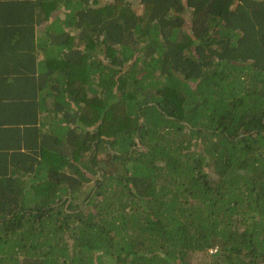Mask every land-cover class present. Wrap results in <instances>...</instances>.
I'll use <instances>...</instances> for the list:
<instances>
[{
	"label": "trees",
	"instance_id": "16d2710c",
	"mask_svg": "<svg viewBox=\"0 0 264 264\" xmlns=\"http://www.w3.org/2000/svg\"><path fill=\"white\" fill-rule=\"evenodd\" d=\"M0 264H264V0H0Z\"/></svg>",
	"mask_w": 264,
	"mask_h": 264
},
{
	"label": "rangeland",
	"instance_id": "374dc122",
	"mask_svg": "<svg viewBox=\"0 0 264 264\" xmlns=\"http://www.w3.org/2000/svg\"><path fill=\"white\" fill-rule=\"evenodd\" d=\"M100 2H103V3H105V2H107V1H111V0H99ZM153 108H155V107H153ZM151 109V108H150Z\"/></svg>",
	"mask_w": 264,
	"mask_h": 264
},
{
	"label": "crops",
	"instance_id": "0c3cea01",
	"mask_svg": "<svg viewBox=\"0 0 264 264\" xmlns=\"http://www.w3.org/2000/svg\"><path fill=\"white\" fill-rule=\"evenodd\" d=\"M42 56H43V55H42ZM42 56H41V57H42ZM41 57H40V58H41Z\"/></svg>",
	"mask_w": 264,
	"mask_h": 264
}]
</instances>
